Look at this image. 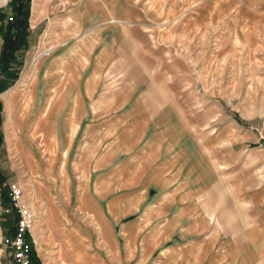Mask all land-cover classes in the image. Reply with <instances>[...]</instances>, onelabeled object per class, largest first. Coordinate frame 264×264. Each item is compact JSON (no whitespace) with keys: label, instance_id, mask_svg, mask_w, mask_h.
Segmentation results:
<instances>
[{"label":"crops","instance_id":"obj_1","mask_svg":"<svg viewBox=\"0 0 264 264\" xmlns=\"http://www.w3.org/2000/svg\"><path fill=\"white\" fill-rule=\"evenodd\" d=\"M9 2L0 0V50ZM114 3L30 0L22 68L0 96L24 70L31 82V69L40 67L44 86L33 95L38 106L31 111L47 118L39 127L34 118L30 126L38 131L37 144L42 139L51 147L50 127L58 125L62 150L75 153L79 175L91 167L96 185L110 179L123 185L108 195L59 184L58 194L49 193L53 210L35 216L27 233L29 264H264V133L258 122L235 116L215 127L208 113L207 123L191 124L179 104L176 59L121 62V31L110 25ZM7 118L2 107L0 148ZM112 149L123 155L114 158ZM42 153L40 172L54 180L50 151ZM5 211L0 197V264H13L4 240L15 223Z\"/></svg>","mask_w":264,"mask_h":264},{"label":"rangeland","instance_id":"obj_2","mask_svg":"<svg viewBox=\"0 0 264 264\" xmlns=\"http://www.w3.org/2000/svg\"><path fill=\"white\" fill-rule=\"evenodd\" d=\"M113 1L116 22L110 25L121 31L116 43L122 52L123 65L142 60L152 64L176 59L179 104L191 124L207 123L208 113L215 127L220 118L228 120L239 116L245 121L254 118L264 133V0ZM35 36H31L32 43ZM33 68L29 72L31 82L27 81L28 73L24 70L16 86L0 96L2 107L6 115L8 113L3 126L4 143L0 148V187L9 190L17 186L19 203L30 209L36 219L35 216L49 215L53 210V197L49 193L55 190L58 194L60 185L67 191L97 188L99 193L106 191L109 195L110 190L121 187L123 181L110 179L109 184L96 185L91 167L88 173L84 171L79 175L75 153L69 148L62 150L65 140L61 138L58 125L52 123L50 127L51 147L41 145L42 139H38L37 144L38 131L30 126L34 118H39L32 117L29 121L22 103L24 90L38 80L39 85L42 83L40 67L36 66V74ZM107 78L110 82V75ZM9 92L18 94L16 102L5 100ZM33 145L37 156L31 152ZM42 146V151H50L51 166L57 169L54 180L48 173L40 172ZM103 151H107L106 148ZM111 151L114 158L123 155L122 149ZM25 154L32 155L31 167L26 165ZM103 168L104 172L110 171V162ZM108 195L99 199H106ZM36 205L43 207L42 212L36 213ZM7 213L5 211L3 217L15 221V210ZM39 244H36L37 250L41 253L43 243ZM11 262L16 264L12 259Z\"/></svg>","mask_w":264,"mask_h":264},{"label":"trees","instance_id":"obj_3","mask_svg":"<svg viewBox=\"0 0 264 264\" xmlns=\"http://www.w3.org/2000/svg\"><path fill=\"white\" fill-rule=\"evenodd\" d=\"M11 14L7 19L0 50V93L17 78L22 68L23 57L28 48L30 33L28 18L30 14V0H10ZM0 14V20L4 17ZM2 107L0 103V146L2 144ZM0 179V185L2 184ZM2 206L9 212L13 210L9 190L0 187ZM30 242V241H29ZM32 250L31 255L32 256Z\"/></svg>","mask_w":264,"mask_h":264},{"label":"built area","instance_id":"obj_4","mask_svg":"<svg viewBox=\"0 0 264 264\" xmlns=\"http://www.w3.org/2000/svg\"><path fill=\"white\" fill-rule=\"evenodd\" d=\"M18 187L9 188L10 201L16 212L13 234L4 240L6 247L10 249L11 259L16 264H29L31 258V244L27 239V233L33 223L34 215L30 209L19 203ZM6 212H9L6 210Z\"/></svg>","mask_w":264,"mask_h":264},{"label":"bare ground","instance_id":"obj_5","mask_svg":"<svg viewBox=\"0 0 264 264\" xmlns=\"http://www.w3.org/2000/svg\"><path fill=\"white\" fill-rule=\"evenodd\" d=\"M36 71H38L36 68H35V70L33 71V73L34 74H36ZM24 78H25V75H24ZM39 80L37 81V83H35V85L34 86H28L25 90H24V94H23V96H22V103H23V107H24V115H25V117H27V119L29 120V121H31V119H32V117H37V118H39V120H37V126L39 127V126H42V122H43V120H46V118H47V116H45L44 114H42V112H40V114L39 115H35L34 113H36V112H32L31 110H32V108H33V106H36L37 105V103L35 102V100H34V98H33V95H35L36 93H40L41 91H42V89H43V86H44V84H43V82L41 83V85H39ZM5 98V100L9 103V102H12V103H14V102H16V100L18 99V94L16 95L14 92H9L8 93V95L7 96H5L4 97ZM35 104V105H34ZM38 106V105H37ZM36 106V107H37ZM42 105L40 104V107H41ZM41 111V110H40ZM68 129L70 130V132H71V136L72 135H74L75 134V126H73V122L72 121H70L69 122V126H68ZM63 134V133H62ZM63 136V135H62ZM61 136V138L63 139V137ZM37 149H36V147H34V145H33V147H32V154L34 155V156H37V154H36V151ZM25 157H26V165L28 166V167H31L32 166V160H31V157H32V155L29 157V155L28 154H25ZM19 196V195H18ZM33 224H34V220H33V223L31 224V226H30V229H31V227L33 226Z\"/></svg>","mask_w":264,"mask_h":264}]
</instances>
